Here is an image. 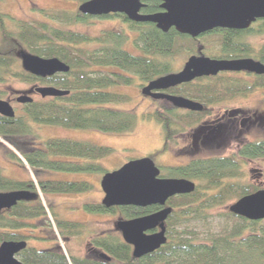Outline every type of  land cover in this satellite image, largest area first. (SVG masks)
<instances>
[{
  "label": "trees",
  "instance_id": "1",
  "mask_svg": "<svg viewBox=\"0 0 264 264\" xmlns=\"http://www.w3.org/2000/svg\"><path fill=\"white\" fill-rule=\"evenodd\" d=\"M147 10L156 12L159 8L151 3ZM37 12L46 21L8 18V24L4 19L6 16L0 13V83L15 79L29 85L27 90L47 86L69 92L62 97H40L20 105L22 111L15 113L12 119L0 116V138L15 150V153L10 151V158L29 167L36 177L45 171L101 172L103 176L107 171L97 161L108 156L112 149L65 138L47 139L38 147H30V141H25L24 136L31 134V124L110 134L132 132L137 116L113 108L130 99L118 89L133 86L136 80L143 84L172 72L173 62L178 56L194 54L199 46L210 58H254L264 64V44L255 48L247 41L252 34L264 33V19L247 30L215 29L199 38L180 34L174 28L164 33L152 25L139 32L140 28L129 26V29L139 32L131 41L132 49L137 51L132 53L125 49L130 39L123 31H103L98 36H88L55 25L87 23L89 17L77 10L38 9ZM10 25L14 29H10ZM21 51L43 58H57L69 70L45 78L31 75L19 67ZM258 89H264V75L244 80L218 74L168 89L170 94L199 102L204 108L202 112L179 113L162 105L143 113L141 118L157 123L162 133L161 147L149 157L154 159L164 154L178 134L201 124L203 115L211 112V107L245 97ZM251 161L261 166L264 180V138L238 144L229 156L201 158L166 168L167 177L195 182V190L166 201L165 207H171L164 223L166 242L141 258H134L132 247L113 232L88 242L96 257L98 252H102L110 258L109 261L98 257L68 256L57 244L41 251L26 248L19 252V259L24 264H264V220L249 221L228 212L226 224L202 241L189 229L193 221L205 219L207 211L259 190L254 184H241L236 180L242 176L244 164ZM36 188L42 195L80 194L92 190L93 186L87 181L38 179L35 187L32 181L13 180L0 172V192L24 190L36 196L0 213V243L27 239L20 231L30 225L28 221L45 218L50 213L42 205ZM161 208H105L101 203L83 205L88 213L117 214L121 220L147 216ZM51 215L48 226L64 239L65 235L83 233L82 224L59 219L54 213ZM44 240L51 239L47 237Z\"/></svg>",
  "mask_w": 264,
  "mask_h": 264
},
{
  "label": "rangeland",
  "instance_id": "2",
  "mask_svg": "<svg viewBox=\"0 0 264 264\" xmlns=\"http://www.w3.org/2000/svg\"><path fill=\"white\" fill-rule=\"evenodd\" d=\"M73 0H0V13L4 14L6 23L9 24L8 18L14 20H23L29 22L46 21L38 12V9H55L66 12H73L75 5ZM11 23V22H10ZM75 32L84 33L88 36H98L103 31H122L121 23L118 20H97L92 19L87 23H75L69 26H61ZM10 29H14L10 25ZM127 32L129 30L124 28ZM133 37V35H131ZM250 45L258 48L264 43V33L252 34L247 38ZM133 51L132 43L129 41L125 45V49ZM27 53V52H26ZM186 57L178 56L173 62L174 70H180ZM21 67V65H19ZM238 79L250 80L247 77H239ZM252 80V79H251ZM140 82L135 81L133 86L121 87L118 92L126 94L130 99L127 103L114 105L113 108L123 111H128L137 116V124L132 132L125 134H110L92 130L68 129L50 125L31 124V134L24 136L25 141H30V147H38L43 141L51 138H65L77 141H87L99 146H106L112 149V152L97 161L103 170L114 171L120 168L123 164L131 160H136L144 157H149L157 151L162 145V133L160 126L153 122L143 120V113L151 112L162 106V102L145 98L140 93ZM29 85L21 83L15 79H8L4 83H0V99L8 101L14 108L15 113L19 114L22 109L20 104L15 102V98L22 91L27 90ZM34 100H39V96H32ZM242 109L244 114H239L237 120L229 127L230 121H222L223 126L220 130L223 131L222 137L207 146L206 148L191 146V135L201 125L213 124L217 125L219 121H202L201 124L192 128H187L181 134H178L174 139V144L168 147V150L154 159L156 166L160 167L162 174H166V168L184 165L191 160L212 157H225L234 153L238 144L246 142H254L264 138V89H258L245 97H237L224 102L215 107L214 114L223 113V111H231ZM255 114V115H254ZM255 117H254V116ZM261 116V119L259 118ZM251 117L252 125H240L241 119ZM231 123V122H230ZM218 125V126H220ZM15 150L3 139L0 138V172L7 178L25 182L32 181L37 186L38 179L60 180V181H87L93 189L80 194H41L36 188L42 205L50 213L45 218L30 220V224L24 230L20 231L26 236L32 237L30 246L38 248H48L59 246L63 253L68 256L87 257L96 259L95 252L89 249L88 242L97 236L106 235L108 233H116L119 236L120 232L116 231L115 223L119 219L117 214H95L84 211L83 205L87 203H100L103 198V193L100 189L101 172L98 173H67L45 171L35 176L33 171L25 166H22L16 160L10 158L9 153ZM17 154V153H16ZM19 157V155H17ZM67 160V159H66ZM164 172V173H163ZM241 177L236 179L241 184H254L259 189H264V180L262 178V168L256 162H246L244 164ZM172 178V177H168ZM195 183V182H194ZM36 197V196H35ZM233 199L226 204L213 208L205 213V219L193 221L189 226L192 234L197 235L199 240L206 239L210 234L218 232L226 224V214L229 212V207L235 202ZM59 219L70 222L80 223L83 225V233L79 235L68 236L61 235L49 227L52 212ZM48 220V221H46ZM34 225V226H32ZM41 237H49L51 240L42 242ZM39 238V239H37ZM57 244V245H56Z\"/></svg>",
  "mask_w": 264,
  "mask_h": 264
},
{
  "label": "water",
  "instance_id": "3",
  "mask_svg": "<svg viewBox=\"0 0 264 264\" xmlns=\"http://www.w3.org/2000/svg\"><path fill=\"white\" fill-rule=\"evenodd\" d=\"M142 0H89L78 6V12L88 16L123 13L130 20L150 22L166 33L174 28L178 33L197 38L215 29L246 30L252 23L264 19V0H158L163 12L139 16ZM190 56L182 69L176 73L162 75L141 89V94L152 99H164L174 107L191 112H201L202 104L183 96L166 94L170 88L189 83L201 77H213L222 72H247L264 75V64L252 58L214 59L203 55ZM21 68L31 75L45 78L66 73L69 67L57 58H43L21 51ZM41 98L62 97L69 92L54 87H35L15 98L17 104L31 103L30 94ZM0 116L12 119L15 110L8 101L0 99ZM159 169L150 157L128 161L117 170L103 174L100 189L103 193L101 205L105 208L158 205L159 211L130 220H117L115 228L123 242L132 247V256L141 258L154 252L166 242L164 223L171 212L166 201L195 190L194 182L184 178H159ZM35 195L29 191L14 190L0 192V213L13 208L17 203L28 201ZM233 215L249 221L264 220V189L236 200L229 208ZM158 229V231L151 232ZM151 232V233H148ZM26 248L25 241H3L0 243V264H24L17 254ZM100 258H110L99 253Z\"/></svg>",
  "mask_w": 264,
  "mask_h": 264
},
{
  "label": "flooded vegetation",
  "instance_id": "4",
  "mask_svg": "<svg viewBox=\"0 0 264 264\" xmlns=\"http://www.w3.org/2000/svg\"><path fill=\"white\" fill-rule=\"evenodd\" d=\"M73 1H75V2H73L74 3V5H75V8H74V10H73V12L74 11H78V6L80 5V4H82V3H84V2H86V1H89V0H86V1H83V2H78L77 0H73ZM151 3H154L155 5H157V7L159 8V10L158 11H156V12H148V10H147V7L151 4ZM141 7H140V9H139V11L137 12V15H139V16H150V15H154V14H157V13H160V12H163V9H162V7H161V5H162V2L161 1H158V0H142L141 1ZM85 16H88V15H85ZM89 17V19H88V21L89 20H92V19H97V20H118V21H120V23H121V30L125 33V35L126 36H128V38L130 39V41H132V39L134 38L135 39V37H137L138 36V34H139V32L141 31V29H143V30H145V29H147L148 27H150V26H155V28H157L156 27V25L155 24H153V23H150V22H142V21H134V20H130L125 14H123V13H110V14H107V15H102V16H88ZM124 19H126V20H124ZM261 20H263V19H259V20H257V21H255L254 23H252L251 25H250V27L249 28H251L252 26H254V25H257ZM129 26H135V27H138V28H140V30H139V32L137 31V30H131V29H129ZM127 28L128 30H129V32H127L124 28ZM248 28V29H249ZM158 29V28H157ZM229 30V29H228ZM247 30V29H246ZM243 31V30H242ZM117 32V31H116ZM131 35H133V37L131 36ZM197 38H199V37H197ZM264 44V43H263ZM262 45V44H261ZM199 47H202V46H199ZM198 47V48H199ZM197 48V49H198ZM130 52H132V53H136L137 51H135L134 52V50L133 51H130ZM202 53H203V55H205L204 54V52H203V48H202ZM192 55H198V53H197V50H196V52L194 53V54H190V55H188V56H186V60H185V62L187 61V59L190 57V56H192ZM206 56V55H205ZM244 58V57H243ZM235 59H240V58H235ZM253 60H255V61H257L256 59H254V58H252ZM184 62V63H185ZM184 63H183V65H184ZM183 65H182V67H183ZM182 67H181V69H182ZM180 69V70H181ZM180 70H174V68H173V70H172V72H170V73H176V72H179ZM219 74H228V75H233V76H239V77H247V78H250V80L251 79H253V76H255L254 74H252V73H247V72H222V73H219ZM148 84V82H146V83H143V84H141V87H140V93H141V89H142V87H144V86H146ZM25 91V90H24ZM24 91H22V92H24ZM21 92V93H22ZM164 93H166V94H170L169 92H167V90L166 91H163ZM170 95H173V94H170ZM30 96H31V98H32V96H39V94H37V93H32V94H30ZM144 96V95H143ZM175 96H178V95H175ZM40 97V96H39ZM145 98H147V99H152L151 97H148V96H144ZM33 99V98H32ZM152 100H155V101H157V103H160V102H162V105H164L168 110H171V109H175L177 112H179V113H186V112H190L189 110H186V109H180V108H176V107H174L170 102H168V101H166V100H164V99H152ZM194 101V100H193ZM224 104V103H223ZM215 107L216 106H214V107H211V112H209V113H206L205 115H203V117H202V121H219V122H221V125H220V123L219 124H215V125H213V124H207V125H201V126H199L198 128H196V130L193 132V134L191 135V146L192 147H194V148H197L198 146H200V147H203V148H206L207 146H209V145H211V144H213L214 142H216L217 140H219L221 137H222V135H223V131H221L220 130V128H221V126H223V124H222V121L223 120H227V121H230L229 122V124H225L226 126H231L234 122H235V120H237V118H238V115L239 114H244V111L242 110V109H237V110H231V111H228V110H226V111H223V113L221 114H219V113H217L216 114V112H215V114H214V110H215ZM203 108H204V106H203ZM203 111V110H202ZM201 111V112H202ZM255 115V114H254ZM253 115V116H254ZM255 117V116H254ZM259 118L261 119V116H259ZM254 122H253V120H252V118L251 117H245V118H242L241 119V122H240V125H252ZM218 125H220V126H218ZM156 165V164H155ZM158 169H159V171H160V173H159V178H168L167 176H164L163 174H162V170L160 169V167H158V166H156ZM35 198V197H34ZM34 198H32V199H34ZM31 200V199H30ZM102 200V199H101ZM29 201V200H28ZM27 202V201H26ZM100 203H101V201H100ZM152 206H158V205H152ZM155 231H158V229H156V230H154V231H151V232H155ZM151 232H148V233H151ZM26 236V235H25ZM27 237V239H24V240H21V241H25L26 242V248H34V249H36V250H38V251H41V250H46V249H48V248H51V247H48V248H38L37 246H30V240H32L31 238L32 237H30V236H26ZM47 237H41L40 238V240L42 241V242H47V241H45L44 239H46ZM37 239H39V238H37ZM53 247V246H52ZM25 248V249H26ZM99 253L100 252H98V254H97V257L98 258H100V256H99ZM19 254V253H18ZM18 254H17V258L19 259V256H18ZM20 260V259H19ZM105 260V259H104ZM107 261V260H106ZM109 261V260H108Z\"/></svg>",
  "mask_w": 264,
  "mask_h": 264
}]
</instances>
